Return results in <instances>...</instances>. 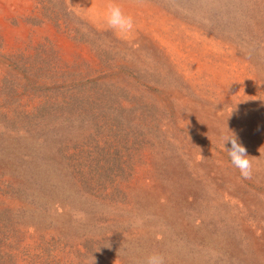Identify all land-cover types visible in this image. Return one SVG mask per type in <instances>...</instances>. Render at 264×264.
<instances>
[{"label":"rangeland","instance_id":"rangeland-1","mask_svg":"<svg viewBox=\"0 0 264 264\" xmlns=\"http://www.w3.org/2000/svg\"><path fill=\"white\" fill-rule=\"evenodd\" d=\"M108 2L0 0V264H264V0Z\"/></svg>","mask_w":264,"mask_h":264},{"label":"clouds","instance_id":"clouds-1","mask_svg":"<svg viewBox=\"0 0 264 264\" xmlns=\"http://www.w3.org/2000/svg\"><path fill=\"white\" fill-rule=\"evenodd\" d=\"M105 22L117 34H129L135 27L134 19L126 15L121 7L113 3L112 0H109L106 7ZM229 132L230 134H222L221 147L227 152L231 164L239 170L240 175L245 179H250L253 173V161L236 135L230 130ZM229 142L231 147L226 148L225 145ZM144 264H164V257L158 253H152L146 258Z\"/></svg>","mask_w":264,"mask_h":264},{"label":"trees","instance_id":"trees-1","mask_svg":"<svg viewBox=\"0 0 264 264\" xmlns=\"http://www.w3.org/2000/svg\"><path fill=\"white\" fill-rule=\"evenodd\" d=\"M104 120H105V118H104ZM92 161V160H91ZM91 161H89L90 162V167H92L93 166V164L91 163Z\"/></svg>","mask_w":264,"mask_h":264}]
</instances>
